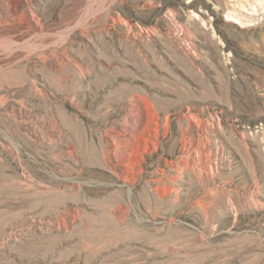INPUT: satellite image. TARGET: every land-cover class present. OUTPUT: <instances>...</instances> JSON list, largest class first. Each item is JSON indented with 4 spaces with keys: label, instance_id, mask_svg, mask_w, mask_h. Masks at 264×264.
Returning <instances> with one entry per match:
<instances>
[{
    "label": "rangeland",
    "instance_id": "1",
    "mask_svg": "<svg viewBox=\"0 0 264 264\" xmlns=\"http://www.w3.org/2000/svg\"><path fill=\"white\" fill-rule=\"evenodd\" d=\"M0 264H264V0H0Z\"/></svg>",
    "mask_w": 264,
    "mask_h": 264
}]
</instances>
